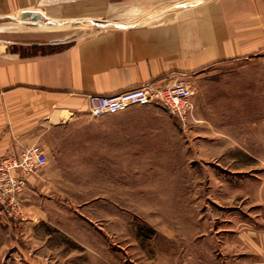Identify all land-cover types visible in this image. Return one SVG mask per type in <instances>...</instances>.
<instances>
[{"label": "rangeland", "instance_id": "374dc122", "mask_svg": "<svg viewBox=\"0 0 264 264\" xmlns=\"http://www.w3.org/2000/svg\"><path fill=\"white\" fill-rule=\"evenodd\" d=\"M12 10L0 13L2 39L81 31L47 9L36 24ZM193 91L187 125L159 101L101 117L62 113L33 144L47 174L17 173L13 196L0 191V264H264V52L222 63Z\"/></svg>", "mask_w": 264, "mask_h": 264}, {"label": "crops", "instance_id": "0c3cea01", "mask_svg": "<svg viewBox=\"0 0 264 264\" xmlns=\"http://www.w3.org/2000/svg\"><path fill=\"white\" fill-rule=\"evenodd\" d=\"M94 1L110 3L0 0L1 14L16 9L45 20L40 11L47 9L52 20L81 23L79 33L46 43L0 38V158L43 142L62 113L88 111L90 95L181 79L195 88L222 63L264 52V0H117L116 9H61ZM38 45L52 50L26 52Z\"/></svg>", "mask_w": 264, "mask_h": 264}, {"label": "built area", "instance_id": "2783aa9c", "mask_svg": "<svg viewBox=\"0 0 264 264\" xmlns=\"http://www.w3.org/2000/svg\"><path fill=\"white\" fill-rule=\"evenodd\" d=\"M193 86L185 79L163 87L140 86L111 95H90L89 113L101 117L143 103L159 101L183 125L196 122ZM44 150L38 145L23 147L18 156L0 160V191L10 194L20 188L17 173L36 174L46 165Z\"/></svg>", "mask_w": 264, "mask_h": 264}, {"label": "water", "instance_id": "95a60500", "mask_svg": "<svg viewBox=\"0 0 264 264\" xmlns=\"http://www.w3.org/2000/svg\"><path fill=\"white\" fill-rule=\"evenodd\" d=\"M37 20H44V17L39 14L32 13L30 11L22 12L19 15V21L20 22H36ZM69 39V38H67Z\"/></svg>", "mask_w": 264, "mask_h": 264}, {"label": "bare ground", "instance_id": "6f19581e", "mask_svg": "<svg viewBox=\"0 0 264 264\" xmlns=\"http://www.w3.org/2000/svg\"><path fill=\"white\" fill-rule=\"evenodd\" d=\"M36 14V13H35ZM39 21H37L36 23H38Z\"/></svg>", "mask_w": 264, "mask_h": 264}]
</instances>
